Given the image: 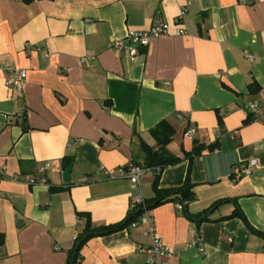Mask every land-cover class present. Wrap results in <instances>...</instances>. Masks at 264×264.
Segmentation results:
<instances>
[{"label": "crops", "instance_id": "0c3cea01", "mask_svg": "<svg viewBox=\"0 0 264 264\" xmlns=\"http://www.w3.org/2000/svg\"><path fill=\"white\" fill-rule=\"evenodd\" d=\"M156 17L186 35L154 38L136 61L112 48ZM9 64L27 71L21 95L5 84ZM190 126L195 134L184 136ZM142 143L180 158L160 171L158 188L181 187L188 176L189 214L234 198L264 233V0H0V264H67L87 222L124 220L129 182L105 172L144 166ZM195 145L214 147L188 159ZM250 159L254 169L240 173ZM43 162L45 183L21 180ZM157 172L141 177L145 199ZM178 203L148 210L175 252L166 264H264V237L231 216L233 202L198 225ZM147 226L89 238L73 264H145Z\"/></svg>", "mask_w": 264, "mask_h": 264}, {"label": "built area", "instance_id": "2783aa9c", "mask_svg": "<svg viewBox=\"0 0 264 264\" xmlns=\"http://www.w3.org/2000/svg\"><path fill=\"white\" fill-rule=\"evenodd\" d=\"M241 3H245L248 0H238ZM185 9L182 10L180 17L183 16ZM182 36L186 35V30L181 27H171L165 22L161 17H156L153 20L151 26L146 30H130L124 37L113 40L112 48L118 51H122L131 60L136 61L139 56L142 55L143 51L149 46L150 42L159 36ZM248 59H252L250 54H246ZM93 56H84L82 61H92ZM5 84L9 88L10 96L21 95L23 92V84L27 76L26 69L18 68L14 64H9L5 66ZM255 103L249 104L250 108H254ZM196 132L195 127L190 126L186 128L184 136H193ZM256 166V160L250 159L246 162L238 164V170L242 174H249ZM49 168L47 162H43L37 168V176H32L30 174L24 175L22 181L27 184H34L38 181L45 183V173ZM147 168L128 163L117 169L106 170L105 174L108 178H125L129 182L132 194L130 196L131 207L143 206L145 198L140 191L141 177ZM17 179V178H16ZM86 179L83 178V181ZM177 208L181 209L182 205L177 204ZM140 221H145L147 223V234L150 238V242L147 246L142 247L141 251L144 253L145 264H166L167 260L173 257L174 250L168 247L162 237L157 234L152 219L148 213V210H144L141 216L134 222L131 226L139 225Z\"/></svg>", "mask_w": 264, "mask_h": 264}, {"label": "trees", "instance_id": "16d2710c", "mask_svg": "<svg viewBox=\"0 0 264 264\" xmlns=\"http://www.w3.org/2000/svg\"><path fill=\"white\" fill-rule=\"evenodd\" d=\"M21 1L24 3H30L34 0H21ZM256 88L258 89L257 86H256ZM252 90H253L252 85L250 84V91H252ZM251 121H252V118L250 116H248L244 120V124H248ZM168 141H169V136H164L163 138L160 139L159 142L161 145H165ZM213 147H214V145H209V146L195 145L190 152H186L184 155L188 159H191L193 156L200 154L202 152V150H204L206 148L212 150ZM142 150L145 154V163H144L143 167H145V168H152L153 167V168H156V170L158 171L156 176H155V179L152 183V189L154 192V196L150 199H145L143 206H136V207L130 208L126 217L124 218V220H122L119 223L111 224V225H107V226H100V227L91 228L89 222H87L83 232L75 240L74 247L75 246H77V247L75 249V256H74L73 262L76 261L80 247L89 238L96 236V235L108 234V233H112L115 231L122 230V229L128 227L132 222L136 221L141 216V214L144 212V210H150V209H152L156 206H159L163 203H166V202H179L182 205V210L186 214L187 218H189L192 221H195V223L197 225L203 221L210 220L209 216L207 215L209 210L216 208L219 204H221L223 202H233L235 204V210L231 216H238V217L242 218L244 220L245 224L253 232L264 237L263 232L255 230L248 223V221L244 217V214L240 210L236 199H234V198H226V199L218 200L213 205H211L209 208L205 209L204 211H202L198 214H194V215L189 214L186 210L187 203L192 201L195 198V195H194V192L192 190L194 185L190 181L188 176L185 178V181L181 187L169 188V189L158 188V178H159L160 171L164 167H167L168 165H173V164L178 163L180 161V158H178L176 156L169 155V154H165L163 151L154 150L152 147H149L148 145H146L144 143H142ZM71 161H72V158L67 157L64 160V167H66ZM135 164H137V163H135ZM61 189L62 188H60L58 186H50L51 192H57ZM2 242H3V236H2V234H0V244ZM67 264H70L69 259L67 261Z\"/></svg>", "mask_w": 264, "mask_h": 264}, {"label": "water", "instance_id": "95a60500", "mask_svg": "<svg viewBox=\"0 0 264 264\" xmlns=\"http://www.w3.org/2000/svg\"><path fill=\"white\" fill-rule=\"evenodd\" d=\"M72 166H73V162L71 161L69 163V165L63 171V181L64 182H69L70 181V172H71ZM211 211H212V209L209 210V212L207 213V215H209L211 213ZM76 247H75V249H76ZM74 256H75V250L73 251L72 256L70 258V264H73Z\"/></svg>", "mask_w": 264, "mask_h": 264}]
</instances>
